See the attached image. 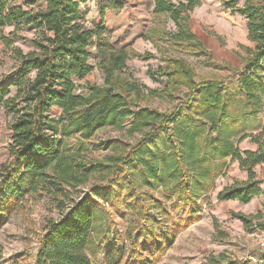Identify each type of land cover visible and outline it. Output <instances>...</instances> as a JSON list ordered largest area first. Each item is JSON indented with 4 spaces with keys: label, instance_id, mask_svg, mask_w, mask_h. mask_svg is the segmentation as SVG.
<instances>
[{
    "label": "trees",
    "instance_id": "trees-1",
    "mask_svg": "<svg viewBox=\"0 0 264 264\" xmlns=\"http://www.w3.org/2000/svg\"><path fill=\"white\" fill-rule=\"evenodd\" d=\"M8 1L0 0V28L16 22L34 30L35 36H15L29 41L32 49L26 53L16 49V67L0 75V101L5 98V108L14 115L10 125L11 159L0 170V227L24 207L28 198L39 193L56 199L65 189L87 185L92 175L106 182L88 185L86 193L73 200L58 219L47 221L38 239L33 264H91L85 248L96 231L98 216L93 198L103 191L108 194L110 187L114 188L110 207L120 217L132 218L127 227L128 246L116 238L110 240L103 250V264H158L175 237L194 222L198 212L196 200L208 188L205 180L214 181L220 175L228 156L246 171L247 180L224 187L217 200L248 204L262 194L261 182L255 180L253 168L264 163V126L260 133L247 135L244 133L247 119L244 116L234 119L242 123L238 141L250 137L257 145L255 152L245 151V157L233 148L227 134L212 138L206 134V139L200 138V125L205 124L200 119L211 123L210 132H220L229 118L234 100L222 85L211 81L196 84L193 69L185 61L168 59V68L163 73L168 87L188 88V104L198 102L195 114L200 117L188 115L194 125L181 135V142L171 138L163 152L153 154L150 144L158 132L169 129V123L180 116V111L176 109L167 115L140 106L148 94L143 86L122 74L131 55L140 56L124 48H111L104 41L105 9L99 8L100 23L87 28L81 7L90 0H27L23 5L29 7L38 1L44 3L43 7L27 10ZM201 1L179 0L173 4L170 0H152L153 13L167 16L177 27V33L170 39L176 42L178 39L182 47L204 50L188 25L190 13ZM219 1L224 10L245 20L247 39L254 43L253 48L245 49L248 58L242 69L234 73L238 76L239 94L250 109L249 117L256 116L264 109V12L247 0L241 6L237 0ZM94 42L98 44L99 68L104 75L100 85L88 64L91 56L88 46ZM10 89H15L13 97H8ZM125 123L130 125V132L143 131L144 136L127 149L119 141H110V148L121 151L108 153L102 160L81 159L63 142L74 135L88 140L101 128H120ZM152 124L157 125L155 134H148L146 129ZM199 141L205 148H211L214 160L212 165L196 172L198 161L199 164L202 161ZM187 166L196 172L191 182ZM159 186L169 198H175L170 211L160 210L150 193ZM180 209L189 218H174ZM233 217L244 228H250L255 219L242 213H234ZM95 234L99 236L98 232Z\"/></svg>",
    "mask_w": 264,
    "mask_h": 264
},
{
    "label": "rangeland",
    "instance_id": "rangeland-1",
    "mask_svg": "<svg viewBox=\"0 0 264 264\" xmlns=\"http://www.w3.org/2000/svg\"><path fill=\"white\" fill-rule=\"evenodd\" d=\"M25 1L27 0H9L8 4L21 6L23 10L44 6L43 2L38 1L29 7L23 5ZM170 1L177 4L179 0ZM237 1L240 6L243 4V0ZM247 1L264 12V0ZM100 7L105 9L102 24L104 41L111 48H124L140 56L131 55L122 71L123 75L143 86L145 94H148L149 97L143 99L140 106H147L167 115L176 109L180 111V116L173 123H169V129L157 133L159 135L149 146L150 151L153 154L160 150L163 152L171 138L178 143L181 142V135L187 134L186 130L194 125L187 116L200 117L199 114H195L198 102L188 104V88L178 86L174 90L170 89L167 78L163 75L168 68L167 60L176 58L185 61L193 69L196 84L211 81L222 85L224 92L234 100L229 110V118L223 123L220 132H210L211 123L205 118L200 119L202 123L205 122L199 129L201 140L206 139V134H210L211 138L217 134H227L233 148L245 157L243 153L244 147L248 144L247 137L238 141L241 137L238 130L242 123L234 120L236 117L244 116L248 119L250 116L248 115L250 109L245 106L243 97L239 94L238 76L234 73V70L242 69L248 58L245 49L254 47V43L246 37L245 20L224 10L218 0H202L201 5L190 13L188 22L190 33L204 46V50H199L192 46L182 47L178 45L180 42L178 39L177 42L176 39H170L178 29L167 16L153 13L152 0H90L81 7L84 25L87 28H94L95 24L100 23L98 14ZM15 36L31 38L35 36V32L16 22L0 28V75L16 67V49L23 53L32 49L29 41L15 39ZM88 50L91 53L88 64L93 68L95 82L100 85L104 81V75L99 68L101 56L98 44L94 42L88 46ZM14 95L15 89H10L8 97ZM194 96L196 98L194 100H197V93ZM4 100L5 98L0 101V170L11 159L10 125L14 121V115L5 108ZM154 126L157 127L152 124L146 132L155 134ZM129 128L128 123L120 128L104 127L88 140L83 141L79 135H74L63 142L81 159L102 160L108 153L121 151V148H110L108 145L110 141H119L120 146L127 149L145 134L143 131L130 132ZM198 147L202 161L200 164L198 161L197 165L200 166L196 168L199 169L196 172L212 165L214 160L211 158L214 153L211 148H205L201 142ZM236 162L238 161L228 156L224 159L220 175L214 181L211 178L205 180L208 188L196 200L198 212L193 217L194 222L175 237L173 244L161 256L158 264H236L238 261H244L246 264H264V252L257 247L258 237L264 234V166L258 169L255 178L261 182V195L252 198L248 204H241L236 200H217L218 192L224 187L235 182H243L235 170ZM186 170L191 182L192 174L196 172L190 170L189 166ZM239 170L244 171L240 168ZM94 182L97 184L100 182L98 175H92L85 186L65 189L56 199H52V196L46 193L28 198L24 207L13 213L0 227V264H33L38 239L47 221L58 219L60 213L67 209L73 200L82 197L87 191V186ZM100 183L103 185L106 182ZM150 193L156 199L160 210L170 211L175 198H169L162 186L150 190ZM108 194L103 191L93 198L98 216L95 232H98L99 236L97 237L94 232L85 248L91 264H103V250L110 240L116 238L122 245L128 246L127 227L132 217L122 218L110 207L109 200L114 195V188L110 187ZM181 211L180 209L174 218L182 220L189 218L182 215ZM234 213L255 216L253 225L244 228L233 217ZM165 224L168 226L170 223Z\"/></svg>",
    "mask_w": 264,
    "mask_h": 264
},
{
    "label": "crops",
    "instance_id": "crops-1",
    "mask_svg": "<svg viewBox=\"0 0 264 264\" xmlns=\"http://www.w3.org/2000/svg\"><path fill=\"white\" fill-rule=\"evenodd\" d=\"M219 1V0H218ZM220 3V1H219ZM245 31H246V26H245ZM246 37H247V31H246ZM264 126V109L262 112L258 113L256 116H251L246 120L245 123V127H246V131L244 132L245 134H258L262 131ZM250 137H247V146L244 147L245 151H250V152H255L257 150V145L255 143H251L249 142ZM236 169L238 171V178L240 179V181H246L247 180V173L246 171H240L238 168V162H236ZM264 166V163L256 165L253 168V171L255 172V174L257 173L258 169ZM236 177V176H234Z\"/></svg>",
    "mask_w": 264,
    "mask_h": 264
},
{
    "label": "built area",
    "instance_id": "built-area-1",
    "mask_svg": "<svg viewBox=\"0 0 264 264\" xmlns=\"http://www.w3.org/2000/svg\"><path fill=\"white\" fill-rule=\"evenodd\" d=\"M257 247H258V250H260L261 252H264V234H261L260 237H258Z\"/></svg>",
    "mask_w": 264,
    "mask_h": 264
}]
</instances>
